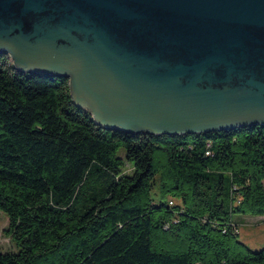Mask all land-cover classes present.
I'll list each match as a JSON object with an SVG mask.
<instances>
[{
	"label": "trees",
	"instance_id": "1",
	"mask_svg": "<svg viewBox=\"0 0 264 264\" xmlns=\"http://www.w3.org/2000/svg\"><path fill=\"white\" fill-rule=\"evenodd\" d=\"M0 210L19 248L0 264H264L234 219L264 216V125L107 129L68 78L0 56Z\"/></svg>",
	"mask_w": 264,
	"mask_h": 264
},
{
	"label": "water",
	"instance_id": "2",
	"mask_svg": "<svg viewBox=\"0 0 264 264\" xmlns=\"http://www.w3.org/2000/svg\"><path fill=\"white\" fill-rule=\"evenodd\" d=\"M0 54L107 129L264 125V0H0Z\"/></svg>",
	"mask_w": 264,
	"mask_h": 264
},
{
	"label": "rangeland",
	"instance_id": "3",
	"mask_svg": "<svg viewBox=\"0 0 264 264\" xmlns=\"http://www.w3.org/2000/svg\"><path fill=\"white\" fill-rule=\"evenodd\" d=\"M12 64L13 59H11ZM124 157V154L122 155ZM126 169L131 172V164L127 162ZM172 204V201H170ZM239 227V239L245 242L253 250H259L264 247V216H254L250 214H241L234 217ZM9 225V218L0 210V251L17 252L19 250L11 236L6 233Z\"/></svg>",
	"mask_w": 264,
	"mask_h": 264
},
{
	"label": "flooded vegetation",
	"instance_id": "4",
	"mask_svg": "<svg viewBox=\"0 0 264 264\" xmlns=\"http://www.w3.org/2000/svg\"><path fill=\"white\" fill-rule=\"evenodd\" d=\"M4 59H6L8 62L12 59L9 54H0ZM10 63V62H9ZM12 65L14 66V63L12 62Z\"/></svg>",
	"mask_w": 264,
	"mask_h": 264
}]
</instances>
